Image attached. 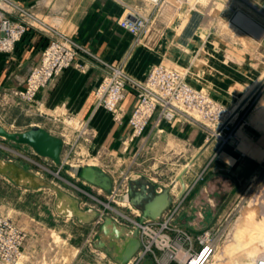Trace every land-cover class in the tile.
Wrapping results in <instances>:
<instances>
[{
  "label": "rangeland",
  "instance_id": "1",
  "mask_svg": "<svg viewBox=\"0 0 264 264\" xmlns=\"http://www.w3.org/2000/svg\"><path fill=\"white\" fill-rule=\"evenodd\" d=\"M116 1L120 4L122 12L114 23L123 31L128 32L120 26L118 20L127 6H137L149 18L148 32L138 35L128 32L130 37H124V34L119 32L114 33L115 36L124 39L123 44H125L118 58L98 54L90 40L86 42L81 37L66 31L63 28L62 17L27 19L31 25L28 32L19 40L21 42L26 40L25 45H34V47L39 43L40 58L34 64L41 61L45 49L55 41L68 43L73 41L76 56L74 62L67 68L75 66L81 71L86 69V65L80 60L88 53L81 48L100 58L99 60L90 55L94 63L102 68L101 79L94 89V107L106 109L111 114L114 124L125 127L116 155L113 154L112 149L103 146H100L95 154L89 152L98 136V130L92 125V115L78 118L67 115H43V118L37 117L67 140L63 143L60 162L38 155L30 146L15 143L2 135H0V156L16 161L69 191L81 201L90 203L85 191L93 194L95 190L78 180L66 165H100L111 175L134 169L133 171L154 176L155 170L148 166L150 158L147 157L144 147L146 145L144 135L150 125L160 126L163 123L181 122L185 141L200 134L201 143L206 142L204 148L212 144V157L199 167L195 185L188 182V187L182 188L180 193H184V196L180 200L179 209L173 220L171 238L177 239L181 232H187L193 239V248L199 251L202 244L196 238L203 231L210 229L213 255L216 253L218 257L216 260L212 259L210 264L220 259L232 263L236 242H233L232 237L229 236L235 232L237 220L248 216L250 210L247 207L250 203L251 205L254 203L255 197L264 187V152L262 161L258 162V153L254 151L257 146L264 151V56H261L264 54L262 43L264 29L259 31L247 23V20L242 22L238 18L234 19V15L243 12L248 16L249 13L255 18L251 17L253 21L257 23L256 20H259L264 23V0H161L158 4L148 0ZM47 24L56 26L63 35L49 29ZM16 44L12 51L0 55V58L3 56L8 58V68L16 63L11 58ZM142 56L152 62L146 71L144 69L145 73L131 70L129 65L132 60L136 64V60H140ZM158 65H165L177 71L180 80L201 94L205 99L204 105L207 106L199 103L196 112L191 109V104L178 100L174 95L173 118L161 116L158 108L142 131L135 133L130 119L138 101L137 92L144 90L140 84H136L135 87L130 82L126 84L127 96L117 103V113H121L120 118L116 117L114 111L97 104L98 87L104 76L115 74V68L120 69L129 78L144 83ZM67 68L50 81L60 76ZM3 69L4 67H0V76ZM27 77L28 70L24 82L20 85L7 89L0 88V125L6 129L16 130L28 125L21 118H17L21 106L30 116L42 113L33 104L39 90L47 86L50 81L40 87L31 100H24L14 94V91L25 87ZM128 96L133 98L131 108H126L123 104ZM208 100L215 106H221L223 113L218 112ZM208 104L214 113L210 112ZM48 117L52 119V123ZM15 118L16 122H13ZM187 125H193L195 129L189 133L186 130ZM138 138L140 142L137 148L134 144ZM190 141L192 144V139ZM186 148L188 158L182 160L184 164H187L191 155L197 152L195 150L197 147L193 149L189 142L186 143ZM229 156L237 157V160L230 164L227 162ZM210 163L215 164L220 169L219 172L222 171L229 177L213 176L209 189L205 192L199 187L208 179L207 168ZM187 169L188 166L185 167L184 174ZM184 174L182 180L178 176L173 180L171 185L173 191L180 189L177 187L179 184L186 185ZM55 196V192L49 187L24 188L0 174V211L9 214L15 222L25 228L27 232L25 247L51 251L50 253L57 257L54 264H71L82 251L94 250L90 247L89 240L97 236L99 226L94 224L96 218L90 223L82 224L75 218L60 216L55 210ZM190 203L192 209L185 210ZM118 219L129 223L121 217ZM66 238L68 242L63 245L62 240ZM52 239L57 242H52L48 247L47 244ZM229 240L231 243L228 242ZM155 252L156 256L149 254L145 259L137 263L133 261L132 264H144L147 258H150L153 264H163L167 261L169 257L167 253L170 251L163 252L155 248ZM102 254L106 261L100 260V264H117L109 255ZM169 264L180 263L171 261Z\"/></svg>",
  "mask_w": 264,
  "mask_h": 264
},
{
  "label": "built area",
  "instance_id": "2",
  "mask_svg": "<svg viewBox=\"0 0 264 264\" xmlns=\"http://www.w3.org/2000/svg\"><path fill=\"white\" fill-rule=\"evenodd\" d=\"M148 1L158 4L161 0ZM37 18L39 19V16L19 0H0V54L12 51L17 41L28 32L31 22L27 19L33 20ZM118 23L123 29L135 35L149 31V18L137 6H127ZM47 25L49 29L61 36L63 35L62 32L58 31L56 26L52 24ZM68 40L70 39L68 38ZM70 42L55 41L46 48L41 56V61L28 68L25 87L15 90L14 94L19 95L24 100H31L40 87L45 86L54 76L59 74L64 68L70 66L76 56V48L72 44L73 41ZM81 49L86 51L88 55H92L100 60V58L93 55L87 49ZM128 82L132 83L134 87L136 84H140L144 88L143 91L137 92L138 101L134 106L133 115L130 119L135 133L142 131L149 118L158 108H160L161 116L169 119L173 118L175 115V105L172 101L174 95L178 100H182V102L187 101V104H191V109L194 111L197 110L196 107L201 103L193 97L199 93L181 81L180 74L177 71L171 70L165 65H158L153 70V74L144 83L129 78L120 69L115 68V74H108L103 77L97 90V104L114 111L116 117L120 118L121 113H117V103L127 96L126 84ZM156 89H161L165 93ZM176 107L181 110L178 106ZM208 108L210 112L214 113L209 104ZM214 116L216 115L214 114ZM62 141L64 143L67 140L63 139ZM133 170L121 172L118 175L110 174L112 187L109 191L80 179L74 174L84 185L95 190L93 194L85 191L89 196L90 203L80 200L81 207H93L99 211L100 214L94 221L95 226H100L104 215H109L118 223L138 230L141 242L140 248L128 264H132L133 261L137 263L145 259L149 254L156 256L155 248L163 252L170 251L167 253L169 255L167 261L163 262V264H169L171 261H176L180 264H190L191 261L198 260L208 248L207 245L211 243V230H205L197 236L196 239L202 244V248L199 251L193 248V239L187 232H181L177 239L173 240L171 238L170 231L173 230V220L179 209L180 200L184 196V193H180L179 195L173 190L171 192L172 203L164 210L160 218L142 219L141 212L138 209L128 201L120 199L129 190L130 177L134 173H141ZM119 217L129 223L120 221ZM98 231L96 232L97 234ZM26 240L27 232L25 228L15 222L9 214L0 211V264H54L57 260L56 255L51 254V251H47L46 249H27L25 247ZM93 240H89L90 247L101 251L93 245ZM52 242L55 243L57 240L52 239L47 244L48 247L51 246ZM67 242V238L62 240L63 245H66ZM213 252V245L211 244L208 255L204 258L205 262L202 264H209ZM185 253L187 255L183 256ZM63 261L65 262V259ZM255 264H264V253L257 257Z\"/></svg>",
  "mask_w": 264,
  "mask_h": 264
},
{
  "label": "crops",
  "instance_id": "3",
  "mask_svg": "<svg viewBox=\"0 0 264 264\" xmlns=\"http://www.w3.org/2000/svg\"><path fill=\"white\" fill-rule=\"evenodd\" d=\"M19 1L27 5L39 17H62L64 19L63 28L66 31L81 37L86 42L90 40L94 50L102 56L118 58L121 55L125 47V44H123L124 39L115 36V32L124 34V37H130L128 32L123 31L114 23L115 19L119 17L122 12V8L116 0ZM244 12L247 13L246 11ZM236 14L234 15V19ZM247 15L250 18L253 17L249 13H247ZM253 19L255 18L253 17ZM256 21L261 26L263 25L264 28L263 22L259 20ZM25 41L17 42L15 51L11 56L12 60L16 62L12 67L8 68V58H4V56L0 58V67H4V71L0 76V84H2L0 88L7 89L20 85L24 82L26 71L31 64L39 60V43L34 47V45H25ZM107 42L109 44H107ZM261 56H264V54ZM80 61H83L86 65L85 70L81 71L75 66L69 67L60 76L50 81L47 86L39 90L33 105L35 108L42 111V113L30 116L25 112L23 106L19 108L20 110L17 118H21L22 121L28 125L19 127L16 130H25L37 124L50 131L52 134L61 137L37 116L43 118V115H67L78 118L92 115V125L98 130V136L95 142L92 145L90 144L91 148L89 152L95 154L96 150H98L100 146H103L112 149L113 154L116 155L119 147L118 144L125 131V127L114 124L111 114L106 109H95L94 89L101 79L102 68L94 63L93 57L87 54L82 56ZM132 63L129 65L131 70L134 69L135 72L143 71V73H145L144 69L146 71V68L152 64L145 56H142L140 60H136V64H134L133 60ZM132 102L133 98L128 96L123 104L126 108H131ZM27 115L29 116L27 117ZM48 119L50 123H52V119L49 117ZM13 122H16V118L13 119ZM194 129L195 126L187 125L186 130H188L189 133ZM147 131L148 132L144 135L146 139V145L144 147L146 148L147 157L150 158L148 166L152 170H155V175L143 174L155 180L158 186L172 185L173 180L188 166L184 174L186 187H188L189 183L195 185L199 167L205 160L212 157V144L204 148L206 142L201 143L202 139L200 134L191 137L192 144L190 141L191 139L185 141L184 129L181 122H176L174 124L163 123L160 126L150 125ZM139 142L140 138L135 141L134 147L138 148ZM187 142H189V145L193 147V149L197 147L195 149L197 152L195 155H191L187 164H184L182 160L188 158L186 157L188 151L186 148ZM236 160L237 157H227V162L230 161V164H233ZM97 166L101 167L100 165ZM218 170L220 169H218L215 164L210 163L207 168L208 179L204 184H201L199 188L207 192L211 182L210 180L213 176L223 177L226 175L229 177L228 174H224V172H219ZM177 187L180 189L184 188L182 184L177 185ZM195 194H197V192ZM191 204L192 203H190L189 207H186L185 210L189 208L192 209ZM102 253L103 252L98 250H84L71 264H100V260L106 261Z\"/></svg>",
  "mask_w": 264,
  "mask_h": 264
},
{
  "label": "water",
  "instance_id": "4",
  "mask_svg": "<svg viewBox=\"0 0 264 264\" xmlns=\"http://www.w3.org/2000/svg\"><path fill=\"white\" fill-rule=\"evenodd\" d=\"M264 45V39L262 41ZM0 135L21 145L30 146L36 153L60 162L63 149L61 137L52 134L40 125H33L25 130H9L0 125ZM80 179L98 185L109 191L112 178L103 168L93 164L66 165ZM183 170L178 176L183 179ZM0 174L18 186L28 189L40 187L51 188L56 196L54 206L56 212L63 217L75 218L82 224L92 222L99 211L93 207L83 208L80 199L64 188L50 182L44 177L27 169L13 160L0 156ZM171 185H161L143 173H134L129 180L128 192L120 199L128 201L141 212V218L158 219L172 203ZM137 229H131L118 223L109 215H104L93 245L109 255L117 264H128L140 248ZM144 264H153L150 258Z\"/></svg>",
  "mask_w": 264,
  "mask_h": 264
},
{
  "label": "bare ground",
  "instance_id": "5",
  "mask_svg": "<svg viewBox=\"0 0 264 264\" xmlns=\"http://www.w3.org/2000/svg\"><path fill=\"white\" fill-rule=\"evenodd\" d=\"M235 18H238L240 21L247 20V23L253 25L259 31H263V25H258L255 21H253L249 16L243 14V12H237ZM237 20V19H236ZM195 97L199 102L205 104V99L201 94H196ZM208 103H211L212 106L215 107L218 112H222L223 108L220 106H215L208 100ZM171 115V113H170ZM219 115V114H218ZM228 120H225V122ZM218 133V132H217ZM217 134H215L216 136ZM255 152L258 153V162H261V158L263 157V150L261 147L257 146L254 149ZM230 162V161H229ZM57 174V173H56ZM179 177V176H178ZM182 180V179H181ZM183 186H186L183 184ZM175 191V190H174ZM181 190L175 191L177 194H180ZM179 192V193H178ZM254 203L251 205L249 204V210L247 213V217L240 218L236 222L235 232L231 234L232 241L235 243V253L234 257L232 258V263L230 261H222L217 260L214 264H255L257 257L264 253V187L259 191V194L254 199ZM251 205V206H250ZM262 236V237H261ZM231 243V240L228 241ZM212 243V242H211ZM211 243L207 245V249L204 251L203 255L196 261H191L190 264H202L205 262V257L208 255L209 248H211ZM213 245V244H212ZM232 247V245H231ZM187 255V254H186ZM216 253L212 255L210 262L212 259L216 260ZM185 256V254L183 255Z\"/></svg>",
  "mask_w": 264,
  "mask_h": 264
}]
</instances>
